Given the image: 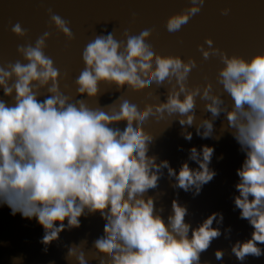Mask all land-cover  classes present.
<instances>
[{
	"label": "clouds",
	"instance_id": "9594fccd",
	"mask_svg": "<svg viewBox=\"0 0 264 264\" xmlns=\"http://www.w3.org/2000/svg\"><path fill=\"white\" fill-rule=\"evenodd\" d=\"M205 3L189 0L168 16L167 31H180ZM48 15L49 30L34 43L21 23L11 25L25 43L17 45L19 59L0 64V209L35 223L42 253L62 248L64 264H213L204 254L221 237L230 250L214 249L218 264L264 260V50L229 54L206 37L197 50L220 67L214 80L205 75L191 83L197 59L156 51L145 19L120 39L102 30L84 46L72 93L69 74L47 49L54 32L68 42L75 36L69 21L52 9ZM105 89L114 95L101 103ZM153 121L164 122V132L178 125L187 142L231 136L243 157L232 211L247 223L248 235L234 239L220 210L194 221L181 198V192L199 197L218 175L213 160L223 155H216V144L192 145L173 165L154 151L160 136L146 126ZM164 180L173 190L167 209ZM97 216L102 224L91 241L63 239ZM9 264H25L24 255Z\"/></svg>",
	"mask_w": 264,
	"mask_h": 264
},
{
	"label": "water",
	"instance_id": "95a60500",
	"mask_svg": "<svg viewBox=\"0 0 264 264\" xmlns=\"http://www.w3.org/2000/svg\"><path fill=\"white\" fill-rule=\"evenodd\" d=\"M188 3L189 0H0V64L19 59L17 45L25 43L12 34L11 25L21 23L34 43L39 35L49 30L48 9L69 21L75 36L73 41L68 42L62 34L54 32L47 49V54L56 65L69 74L67 83L72 93H75L73 80L83 68L81 52L84 46L102 30H111L120 39L125 28L138 25L145 19L151 21L156 51L197 59L198 67L191 73V83L201 82L205 75L214 80L220 67L217 58L203 61L197 50V45L203 43L206 37H211L216 46L229 54L250 56L264 50V0H206L202 11L180 31L169 33L166 29L168 16L182 10ZM225 7L231 9L227 16L221 14V9ZM104 91L106 95L101 97V103L109 102L114 95L112 89ZM157 92L163 97L166 89L160 88ZM146 126L160 136L154 151L160 153L162 158L170 159L173 165L186 157V150L192 145L216 144V155H223L222 160H213L218 175L205 186L199 197L193 199L191 194L181 192V198L188 202L194 213V221L211 211L220 210L224 212L225 225L233 226L234 239L248 235L251 229L245 221L237 218L238 213L232 211L230 195L237 179L235 170L243 157L231 136L225 134L219 142L194 136L191 142H187L179 135L178 125L166 132L164 122L153 121ZM179 145H183L185 151H178ZM161 188L165 192L161 202L167 209L173 190L167 180L162 181ZM101 224L98 216L90 217L83 221L81 229L64 233L63 239L72 242L88 235L91 241ZM41 234V229L35 223L22 220L19 216H10L7 208L0 209V264H9L10 257L18 254L24 255L25 264H48L53 259L56 264H64L62 248L53 246L47 255L42 253L38 243ZM216 247L229 249V244L221 237L204 254L213 264H218L213 255ZM229 264H236L234 258ZM250 264H264V260H253Z\"/></svg>",
	"mask_w": 264,
	"mask_h": 264
}]
</instances>
